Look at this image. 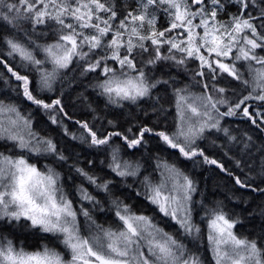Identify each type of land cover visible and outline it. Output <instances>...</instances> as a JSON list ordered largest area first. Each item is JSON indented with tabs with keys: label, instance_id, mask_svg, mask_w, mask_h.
Listing matches in <instances>:
<instances>
[{
	"label": "snow or ice",
	"instance_id": "snow-or-ice-1",
	"mask_svg": "<svg viewBox=\"0 0 264 264\" xmlns=\"http://www.w3.org/2000/svg\"><path fill=\"white\" fill-rule=\"evenodd\" d=\"M0 264H264V0H0Z\"/></svg>",
	"mask_w": 264,
	"mask_h": 264
},
{
	"label": "trees",
	"instance_id": "trees-1",
	"mask_svg": "<svg viewBox=\"0 0 264 264\" xmlns=\"http://www.w3.org/2000/svg\"><path fill=\"white\" fill-rule=\"evenodd\" d=\"M211 187H212V184H211V182H209V189L211 190Z\"/></svg>",
	"mask_w": 264,
	"mask_h": 264
}]
</instances>
